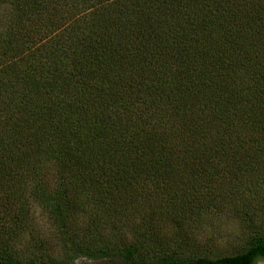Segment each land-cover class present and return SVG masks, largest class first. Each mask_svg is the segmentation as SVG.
<instances>
[{
  "label": "trees",
  "instance_id": "obj_1",
  "mask_svg": "<svg viewBox=\"0 0 264 264\" xmlns=\"http://www.w3.org/2000/svg\"><path fill=\"white\" fill-rule=\"evenodd\" d=\"M263 206L264 0H0V264H54L39 210L90 259L257 264L198 241Z\"/></svg>",
  "mask_w": 264,
  "mask_h": 264
},
{
  "label": "rangeland",
  "instance_id": "obj_2",
  "mask_svg": "<svg viewBox=\"0 0 264 264\" xmlns=\"http://www.w3.org/2000/svg\"><path fill=\"white\" fill-rule=\"evenodd\" d=\"M257 206V205H256ZM259 207V206H257ZM251 209L253 223L248 227L241 223L234 215L212 220L205 230L203 238L198 241L201 249H208L212 257L233 256L244 251L252 236L264 233V206ZM37 224L40 237L46 241L47 257L45 263L54 264H123L118 260L90 259L84 253H76L64 246L63 239L56 233L51 220L43 211L37 213ZM196 264V263H190ZM263 264V263H259Z\"/></svg>",
  "mask_w": 264,
  "mask_h": 264
},
{
  "label": "flooded vegetation",
  "instance_id": "obj_3",
  "mask_svg": "<svg viewBox=\"0 0 264 264\" xmlns=\"http://www.w3.org/2000/svg\"><path fill=\"white\" fill-rule=\"evenodd\" d=\"M260 263H263L264 264V262H260ZM257 264H259V263H257Z\"/></svg>",
  "mask_w": 264,
  "mask_h": 264
}]
</instances>
